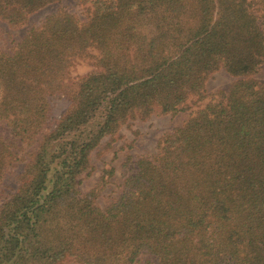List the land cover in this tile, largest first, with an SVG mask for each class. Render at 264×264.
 I'll use <instances>...</instances> for the list:
<instances>
[{
  "label": "trees",
  "instance_id": "16d2710c",
  "mask_svg": "<svg viewBox=\"0 0 264 264\" xmlns=\"http://www.w3.org/2000/svg\"><path fill=\"white\" fill-rule=\"evenodd\" d=\"M63 1L0 0V20ZM81 60L96 68L71 78ZM263 64L264 0H90L86 20L60 7L31 27L0 51V124L31 148L0 208V264H264ZM220 70L229 88L133 163L116 200L97 204L105 176L83 194L105 138L191 110ZM19 160L0 132V179Z\"/></svg>",
  "mask_w": 264,
  "mask_h": 264
},
{
  "label": "rangeland",
  "instance_id": "374dc122",
  "mask_svg": "<svg viewBox=\"0 0 264 264\" xmlns=\"http://www.w3.org/2000/svg\"><path fill=\"white\" fill-rule=\"evenodd\" d=\"M64 7L75 13L82 20H86L90 10V0H64L61 5L48 6L41 11L31 15L25 25L14 28L8 23L0 20V51L11 52L31 27L39 26L43 20L58 8ZM96 67L89 60L78 61L71 69V78L80 77ZM255 77L264 83V64L255 74ZM234 81V78L225 70L214 73L206 86L207 98L193 106L187 112L178 114H153L145 119L132 120L125 124L118 134L113 138H105L101 145L95 150L92 156L93 170L90 175L83 176L81 191L89 193L105 176L107 183L99 194L97 204L106 208L116 200L122 192L125 174L131 169L133 163L142 157L152 156L158 151V143L167 133L183 126L193 112L205 106L220 91L227 90ZM70 100L67 97L55 98L52 100V111L48 127L52 129L59 117L67 110ZM0 132L9 140L12 148L18 153L20 160L9 169L0 179V208L3 202L8 199L18 188V177L23 172L30 147L19 139H14L5 125L0 124ZM106 171H112L109 174ZM154 260L147 254L139 258L137 264H154ZM67 264H76L69 262Z\"/></svg>",
  "mask_w": 264,
  "mask_h": 264
}]
</instances>
